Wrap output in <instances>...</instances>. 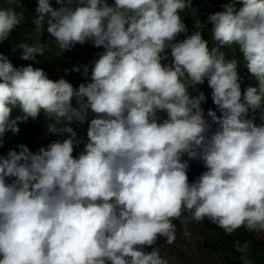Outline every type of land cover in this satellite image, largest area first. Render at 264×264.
<instances>
[{"label": "clouds", "instance_id": "clouds-1", "mask_svg": "<svg viewBox=\"0 0 264 264\" xmlns=\"http://www.w3.org/2000/svg\"><path fill=\"white\" fill-rule=\"evenodd\" d=\"M178 262L264 264V0H0V264Z\"/></svg>", "mask_w": 264, "mask_h": 264}, {"label": "trees", "instance_id": "trees-1", "mask_svg": "<svg viewBox=\"0 0 264 264\" xmlns=\"http://www.w3.org/2000/svg\"><path fill=\"white\" fill-rule=\"evenodd\" d=\"M12 137H13V138H15L16 140H18V139H19L18 135H16V134H12ZM7 148H8V150H11L10 146H9V147H7Z\"/></svg>", "mask_w": 264, "mask_h": 264}, {"label": "rangeland", "instance_id": "rangeland-1", "mask_svg": "<svg viewBox=\"0 0 264 264\" xmlns=\"http://www.w3.org/2000/svg\"><path fill=\"white\" fill-rule=\"evenodd\" d=\"M166 251H168V250H166ZM175 264H181L180 262H178V263H175Z\"/></svg>", "mask_w": 264, "mask_h": 264}]
</instances>
